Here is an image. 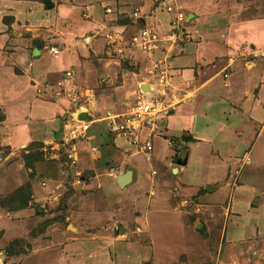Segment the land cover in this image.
Listing matches in <instances>:
<instances>
[{"label":"crops","instance_id":"crops-1","mask_svg":"<svg viewBox=\"0 0 264 264\" xmlns=\"http://www.w3.org/2000/svg\"><path fill=\"white\" fill-rule=\"evenodd\" d=\"M79 1L85 3L87 9L89 7L91 10L94 9L93 11L96 10V6H102L104 12L107 7H112L111 11H115L118 7L116 0ZM143 1L144 3L139 7L142 12L138 17L133 15V8L126 15L129 32L137 30L144 21L151 23L160 35L169 32L174 12L166 11L162 6L164 2L159 3L160 0ZM147 1H152L156 6L150 18L143 15H147L149 12L145 6ZM34 2L39 6L34 5L31 1L27 4L23 0H0V168L14 149L24 147L33 140L36 141L42 137L48 140L51 137L48 141L57 147V143L52 141V137L66 130L65 120L62 116L64 109L60 108L56 112L57 109L52 103L42 101L44 98H37L38 88L36 85L38 87V81L43 83L44 80H48L51 82L53 78L62 76L66 69L73 68L77 70L78 85L87 87L88 89L84 88L86 92L92 90L89 88L90 86L96 88L103 83V80L101 82L98 80L97 77H100L101 74H98L95 67L91 66V60L87 56H77L74 50L53 53L47 51V47L43 46L46 50L44 51L39 46L40 44H32V40L25 44V38L21 40V42L25 41L22 46L15 43L12 34L18 32V27L32 31L36 25L32 18L38 21L46 19L44 17L39 20L36 13L42 14L43 11H40V7L43 6H40L41 3L38 1L34 0ZM175 2H179V4L177 5ZM172 3L183 9L188 16L187 20L189 21L184 22V30L190 34L189 39H185L180 33V37L172 43L173 45L169 41H162V47L159 50L143 51L135 48L136 54L139 55V68L136 65H131V71L122 73L119 81L115 80L117 77L113 75V80L111 82L108 80L107 86L104 85V88L101 89V94L97 97L92 96L86 104L88 108L81 112L85 114V118H90L95 111H104L105 108L121 113L129 107L132 95L139 90L155 92L154 90L159 89V83L155 79L157 73L153 72V68L157 69L154 66L158 62H160V66L164 65L163 67L166 68L165 82L170 80L172 89L176 92L168 96L172 105L169 113L161 114L154 120L155 130L151 136L153 151L148 158L135 150L127 155L122 153L124 157L120 156L116 146L127 147L128 143L124 137L111 132L107 120L104 119L99 120L100 123L95 127L106 126V129L112 134L113 137L109 138L110 146L108 148L105 147L102 150V147L95 150L94 153L90 150L91 143L87 140L91 139L95 144L96 141L99 143L105 137L104 131L95 133L93 128H91L93 131L90 132L88 139L76 140L74 147L81 155L78 160L79 166L88 176L82 177L85 181L87 178L88 182L84 188L91 187L94 183H96V187L98 186V198L92 200L88 191L89 195L85 202L91 208L90 212H93L92 209L95 210L94 205L97 206L96 218L93 217L89 220L90 222L93 220L95 224L109 221L112 219L115 209L119 208V203L127 200L131 203L130 210L134 209L137 212L139 223L148 225L150 222L154 225L153 227H157V225L158 227H167L171 234L176 233L175 225L180 223V218H177V222L170 212L176 210L177 202H169L168 197L174 201V193L177 197L181 194L196 193L200 188L199 184L203 182L206 183L203 187L204 191H208L210 194L216 193V202L221 203L223 212L225 211V216L223 215L221 220L219 219V224L222 226L218 236L225 239V247L232 255L228 254V259H224L222 264H245L247 256L251 257L249 260L252 264H264V208L255 211L248 205L246 193L250 192L248 190L251 188L249 182L246 180L244 183H239L241 187H235L234 191H230L228 184H217V180H223L225 175L231 174V169L236 166V159L242 153V157L248 153L245 152V138L239 136L240 125L243 127L246 118H250L249 116L255 123L264 120V65L261 64V57L253 56L243 49L245 39L242 35L238 37L232 32L236 28L232 24L231 15L225 12L220 13L227 2L172 0ZM182 3L190 4L193 9H196L188 8L190 11H187L181 7ZM118 5L120 7V3ZM51 7L52 5H49V9L46 11L51 10ZM142 9L148 10L145 12ZM46 14L48 17V13ZM20 15L25 16V19H30L31 22L27 20L25 24L21 23ZM6 17L11 18L9 24L5 22ZM229 41L231 43L228 46ZM172 46L173 48L168 51L167 49ZM255 47L256 43L249 40L250 51L255 50L253 49ZM232 52L234 54H231ZM144 65L152 70L148 75L142 73ZM213 66H219L220 70L224 67V73L226 69L228 70L225 73L226 76H223L227 77V79L225 78L226 82H222L221 74H218L220 70L217 73H212L211 67ZM137 68L139 72L136 71ZM84 70H89L91 73L87 75ZM208 73H211L212 76L206 78ZM86 75L89 79L86 78ZM247 84L253 85V87L255 85L252 101L247 100L246 94L253 90L252 88L247 89ZM170 89L169 87V91L166 90L167 94L171 92ZM189 94L191 95L189 98L176 99L177 96L182 97ZM245 103L252 108L250 114L246 112L249 106H246ZM236 108L243 112L236 115L237 117L241 116L240 121L230 119L231 112L229 113V111H235ZM57 113V118H53ZM49 125L52 126L51 130ZM224 133L227 135L224 136ZM145 134L144 128L142 135ZM169 139L174 141L178 147H172L173 144ZM181 143L182 145H180ZM179 145L183 149H179ZM60 149L63 150V147ZM192 153H197L206 165L203 176L199 180V186L187 183L181 178L184 166H189L190 163L191 166L195 164V162H189ZM50 157H56V155L53 153V156L50 155ZM94 158L99 159L97 164L93 161ZM171 161L175 162L177 166ZM118 164L121 165V169L116 170ZM261 168H263L262 163L255 161L247 173L255 179L259 174H262L263 169ZM4 169V174H0V186L3 184L17 186L22 179L19 178L21 174H17L12 165L5 164ZM127 169L132 170L131 180L120 185L118 176ZM169 173L174 174V176L171 175V181L168 177ZM176 174L181 175L180 179L176 178ZM163 177L167 178L162 179ZM155 180L159 182L158 186L154 185L156 184ZM209 180H213L215 184L209 186ZM45 183L48 184L47 181ZM52 185L49 183L50 188ZM262 187L264 185H261ZM43 191H40V194ZM33 194L31 189L30 196ZM261 195L264 200V190L260 191ZM136 207L139 209H135ZM29 209L26 213L31 212V208ZM122 209L124 212V207ZM156 210L165 212L163 215L166 216L158 217L154 213L157 212ZM124 213V217H126L127 211ZM228 213H231L232 217ZM166 221L171 223V228L166 224ZM137 226L139 227V225ZM147 227L149 231L147 229L145 233L151 235L152 230L149 226ZM119 230H122L121 225ZM10 232L9 229L6 231L9 235ZM160 234L158 232V236ZM152 244H155L153 240ZM140 249L143 251V248ZM4 253L10 255L6 251Z\"/></svg>","mask_w":264,"mask_h":264},{"label":"rangeland","instance_id":"rangeland-1","mask_svg":"<svg viewBox=\"0 0 264 264\" xmlns=\"http://www.w3.org/2000/svg\"><path fill=\"white\" fill-rule=\"evenodd\" d=\"M23 1L27 4L30 1L34 5L37 4L34 0ZM35 1H38L41 3L40 6H43L42 8L40 7V11H43L42 14L36 11L37 17H39V20L44 17L46 19L38 21L32 18L36 22L32 31H30L31 29L18 27V32L12 34L15 43L22 46L25 41L21 42V40L25 38V44L32 40V44H40L39 46L42 48L43 46L44 48L47 47V51L52 45L59 52L62 50L64 52L74 50L77 56H87L91 60L93 64L91 66L95 67L98 74H101L100 77H97L98 80L100 82L103 80L102 85L96 88L90 86L89 88L92 90L86 92L87 87L78 85L79 81L76 79L77 70L70 68L66 69V71L70 72L69 75L65 71L60 77H52L51 82L48 80H44L43 83L38 81V87L36 85V88L40 90L37 91V98L41 97V99L44 98L42 101L52 103L57 109L56 112L60 108L64 109L62 115L65 120L64 125L68 121L73 123L70 113L76 112V110H81V112L86 110L88 108L86 104L92 96L95 95L97 97V95L101 94V89L104 88V85L107 86L108 80L110 82L113 80V75L117 77L115 80L119 81L122 73L131 71V65L138 66L139 64L140 66V63H138L139 55L136 54L137 48L131 42V36L136 30L132 33L129 32L126 15L130 12V9H134L136 6L140 7V4L144 3V1L116 0L118 4L120 3V7L117 4V11L113 10L110 12L106 11V9L104 12L102 6H96L95 11H93L94 9L91 10V7L87 9L86 4L79 0H50L51 10L46 11V9H49V5H44L43 0ZM219 1L227 2L222 8V12H219L231 15L232 24L236 28L232 32L237 34L238 37L242 35L245 39L243 49H246L253 56L261 57V64L264 65V0ZM175 3L179 4V2ZM37 5L39 6V4ZM145 6L149 9L147 16L150 17L156 6L152 1H147ZM181 7L187 11L196 9H193L187 3H184ZM148 9L142 10L146 12ZM175 9L177 12L174 14V18L177 13L182 11L185 13L183 9L176 5L172 12H175ZM46 13H48V17H46ZM23 15L19 16L21 23L25 24L27 20L31 22L30 19H25ZM10 21V17L5 18L7 24ZM122 25H125V27H122ZM249 40H253L256 43V47L253 48L255 50L250 51ZM241 41H243L242 38ZM172 43L171 45H173ZM230 43L231 41L227 45L229 46ZM172 48L173 46L167 50L170 51ZM46 50L44 49V51ZM234 50L236 51V49ZM231 54L234 53L232 52ZM82 60L84 59L82 58ZM219 66L211 67L212 73H217L220 70ZM138 68L136 69L137 72H139ZM142 69V73L146 75L152 72L145 65ZM224 69L223 67L218 73L221 74L222 82H226L227 79V77L223 76H226L225 73L228 70L226 69L224 73ZM159 70L153 68V72H156L157 75L160 73ZM84 71L87 75L91 73L89 70ZM166 72L165 70L164 73ZM210 74H206V78L212 76ZM87 75L86 78L89 79ZM157 75H155V79L158 82ZM63 81L64 83L62 84ZM220 84L222 85V83ZM165 86L164 92L169 87L172 89L171 81L168 80ZM246 87L249 90L253 89L252 92L250 91L249 94H246L247 100L252 101L251 99H253L255 94V85L253 87V85L249 86L247 84ZM171 89L172 93L168 92L165 97L176 93ZM135 94L132 95L131 101H133ZM189 96L191 95L177 96L176 99H185L189 98ZM245 105L249 106L247 103ZM249 107L246 112L250 114L252 108L250 107L249 109ZM105 109L104 111H95L88 118V121L93 122H89L85 137H75L71 141L65 142L62 131L59 135L52 137V141L57 143V147L48 141L51 137L48 140L42 137V139L33 140L31 143L28 142L24 147L14 149L5 159L0 168V174H4L5 164L8 166L12 165L15 172L21 174V177H17L22 179L17 186H7L5 184L0 186V264H222L224 259H228L229 254L225 247V239L218 236L222 226L219 221L225 211L223 212L221 203L216 202V193L205 192L203 187L206 183L202 182L199 184L206 165H204V160L200 159L197 153L198 156L192 153L189 159V162H195V164L191 166L190 163L189 166H184L182 176L180 174L175 176L178 179L181 176L187 183L199 184L200 188L191 195L181 194L177 197L176 193H174L176 201H172L170 200L171 197H168L169 202H177L176 210L170 212L177 222V218H180V223L175 225L176 233L171 234L167 227H164L165 229L158 227V225L153 227L154 225L150 222L148 225L139 223L140 219L136 216L137 212L134 209V211L130 210L129 206L131 203L125 199V201L119 203V208L115 209L114 215L109 221L107 220L105 223L98 222L97 224L93 220L90 222L89 219L96 218L97 206L94 205L95 210L92 209L93 212H90L91 208L85 202L89 193L92 200L98 198V186L96 187V183H94L91 187L84 188L88 185V182L87 178L85 181L82 177L87 176V173L79 166L80 154H78L74 145L78 139H88L90 132L94 130L95 133L104 131L105 137L99 143L96 141L95 144L91 139L87 140L91 143L90 150L94 153L95 150H99L102 147V150H104L105 147L108 148L110 146L109 138L113 136L106 129V126L95 127V125L100 123L98 121L102 119L106 111L109 110ZM229 113L230 119L233 118L240 121L241 116L237 117L236 115L243 112L236 108L235 111L230 110ZM261 113L263 114L262 110ZM57 116L58 113L53 118H57ZM249 117L251 119L246 118L243 127L240 125L241 131L239 132V136L246 140L245 152L248 153L244 157H242L243 153L239 158L237 157L236 166L231 169V174L225 175L223 180H217V184H228L230 191H234L235 187L240 188V184L247 180L251 187L248 188L249 194L246 193L247 203L251 209L258 211L264 208L263 196H260V191L264 190V187L261 188V185H264V120L262 119L258 121L259 123H255L252 122V117ZM95 121L97 122L94 123ZM49 126L51 130L52 126ZM67 128L68 126L65 127V129ZM113 133L119 135L115 132ZM225 135L227 134L224 133ZM124 139L128 143L127 147L116 146L119 149L120 156L135 152L131 139L125 137ZM170 141L173 144L172 147H178L174 141ZM180 145L179 149H183ZM61 147H63V150L60 149ZM152 151L153 148L149 153H145L146 155L142 152L141 154L148 158L151 156ZM53 153L56 157H50V155L53 156ZM98 160L94 158L93 161L97 164ZM255 161L262 163L263 168L261 169L263 170L262 174L253 179L248 175L247 170L253 166ZM172 163L176 164L175 162ZM116 167V170L121 169L120 164L116 165ZM169 174L168 177L171 181V175L174 176V174ZM166 178L163 177L162 179ZM213 180H209V186L215 184ZM46 181L48 184L45 183ZM49 183L53 184L52 188L49 187ZM155 183L154 185H159L156 180ZM21 186H24L26 191L29 189V195H26V191H16ZM31 189L34 194L30 196ZM42 190L44 191L40 194ZM123 207L125 209L124 212L127 211L126 217H124ZM29 208H31V212L26 213L28 212L27 210H30ZM135 209L139 208L136 207ZM156 211L154 213L158 217L166 216L163 215L165 212ZM229 216L232 217V214L230 213ZM166 222L171 228V223ZM120 225L122 227L121 231L119 230ZM147 226L152 230L151 235L145 233L148 229ZM8 229L11 231L10 235L6 233ZM158 232L161 233L159 236ZM152 240L155 244H152ZM140 248H143V251H140ZM11 250L13 252L10 255L4 253L5 251L9 253ZM230 255H232L231 252ZM247 257L245 264L250 262L249 259L251 257ZM249 264L252 263L250 262Z\"/></svg>","mask_w":264,"mask_h":264},{"label":"built area","instance_id":"built-area-1","mask_svg":"<svg viewBox=\"0 0 264 264\" xmlns=\"http://www.w3.org/2000/svg\"><path fill=\"white\" fill-rule=\"evenodd\" d=\"M164 3L162 6L166 11L172 12L174 10V5L172 0H160L159 3ZM106 11L110 12L111 8L107 7ZM141 10L135 7L133 10V15L138 17ZM177 12L175 9L174 14ZM184 14V15H183ZM146 17V14H143ZM150 18V17H149ZM188 19V16L182 11L177 13L176 17L171 21V29L164 35H160L149 22L144 21L143 24L132 34L131 42L140 50L143 51H155L162 47V41H169L170 44L180 37V33L185 39H189V34L184 30V22ZM122 38V37H121ZM50 52L58 53L59 50L54 46L49 48ZM155 68L160 69L158 73V83L159 89L154 90L155 92L139 90L136 92L133 101H131L129 107L125 111L118 113L112 111H106V114L102 119L107 120L110 129L113 132L124 136L125 138H130L134 144V149L137 152H142L143 154L149 153L153 148V143L151 136L155 130L154 120L157 116L169 113L172 105L170 104L169 97L167 95L166 89L167 82H165L167 74L164 73L165 67L160 66V62L155 63ZM150 71H152L150 69ZM66 74L69 75L70 72L67 70ZM65 80V79H64ZM64 81L62 82V84ZM40 89H37V91ZM168 90V89H167ZM72 115V121H68L66 127L68 128L63 132V140L65 142L71 141L73 138H83L86 135L87 129L89 128V119L81 118V110H76V112L70 113ZM145 128L146 134L142 135ZM146 155V154H145Z\"/></svg>","mask_w":264,"mask_h":264},{"label":"water","instance_id":"water-1","mask_svg":"<svg viewBox=\"0 0 264 264\" xmlns=\"http://www.w3.org/2000/svg\"><path fill=\"white\" fill-rule=\"evenodd\" d=\"M81 118H85V114L81 113L80 115ZM131 174H132V170L131 169H127L124 173L120 174L118 176V182L120 185L125 184L126 182H129L131 180Z\"/></svg>","mask_w":264,"mask_h":264},{"label":"trees","instance_id":"trees-1","mask_svg":"<svg viewBox=\"0 0 264 264\" xmlns=\"http://www.w3.org/2000/svg\"><path fill=\"white\" fill-rule=\"evenodd\" d=\"M42 2H43L44 5H49L50 4V0H43ZM184 138H186V137H184ZM185 140H187V138ZM16 191L21 192V191H26V190H25L24 186H21ZM26 195H29V189L26 191ZM12 252H13V250L9 251L10 254Z\"/></svg>","mask_w":264,"mask_h":264},{"label":"clouds","instance_id":"clouds-1","mask_svg":"<svg viewBox=\"0 0 264 264\" xmlns=\"http://www.w3.org/2000/svg\"><path fill=\"white\" fill-rule=\"evenodd\" d=\"M137 7V6H136ZM139 8V7H138ZM140 9V8H139ZM143 24V23H142Z\"/></svg>","mask_w":264,"mask_h":264}]
</instances>
